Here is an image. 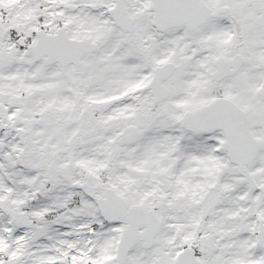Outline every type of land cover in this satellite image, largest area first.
I'll list each match as a JSON object with an SVG mask.
<instances>
[{
  "label": "snow or ice",
  "instance_id": "obj_1",
  "mask_svg": "<svg viewBox=\"0 0 264 264\" xmlns=\"http://www.w3.org/2000/svg\"><path fill=\"white\" fill-rule=\"evenodd\" d=\"M0 264H264V0H0Z\"/></svg>",
  "mask_w": 264,
  "mask_h": 264
}]
</instances>
